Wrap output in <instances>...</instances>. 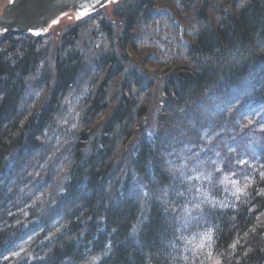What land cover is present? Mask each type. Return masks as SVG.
Returning a JSON list of instances; mask_svg holds the SVG:
<instances>
[{"label":"trees","instance_id":"16d2710c","mask_svg":"<svg viewBox=\"0 0 264 264\" xmlns=\"http://www.w3.org/2000/svg\"><path fill=\"white\" fill-rule=\"evenodd\" d=\"M156 2L122 8L121 51L134 47ZM176 6L197 24L178 47L184 62L165 79L153 134L139 132L150 84L125 72L103 22L111 48L88 66L76 25L54 52L53 74L41 70L40 37L0 41V264H264V0ZM84 81L68 100L77 121L60 125L63 99ZM140 133L129 160L117 163ZM228 166L240 192L219 196L213 183ZM205 176L209 197L225 205L202 214L201 249H186L193 227L185 232L176 214L188 180Z\"/></svg>","mask_w":264,"mask_h":264},{"label":"rangeland","instance_id":"374dc122","mask_svg":"<svg viewBox=\"0 0 264 264\" xmlns=\"http://www.w3.org/2000/svg\"><path fill=\"white\" fill-rule=\"evenodd\" d=\"M130 1L131 0H111L107 6L90 16L80 18L75 13H66L49 24L43 32V35L39 38L41 41V48L47 49V55L42 63L41 70L53 74L55 50L59 47L63 35L72 27L79 25L81 27V32L75 42V48L76 51L82 55L85 64L92 66L102 54L113 47L114 53L118 56H125V72L133 71L139 77L144 78L147 84H150V90L140 97L139 104L145 108L146 115L141 120L142 128L139 132L142 131L145 134H153L157 129L158 120L162 115L163 101L165 99L163 93L165 79L171 71L178 68L184 62L178 47L180 44L188 43L189 34L192 33L197 23L185 9H183V11L181 8V10L177 8L176 0H157L156 8L152 14V20L140 22V29L135 32L137 39L136 42L134 41V47L129 45L125 47L124 51H121L116 42L122 25L119 13ZM6 4L7 0H0V13ZM102 22L103 25H107L109 28L112 39L104 36L106 34L103 29H101ZM108 39L111 42V47L109 44L110 42L108 43L105 41ZM86 83L87 82L84 81V84H80L71 91L68 97L63 99L62 105L65 107H63V110L66 112L62 115L64 121L62 119L60 125H68L69 120L67 121V119L77 121V118L72 117L73 111L69 107L68 100L74 97L76 102V96L78 97L80 94H83L84 90H81V88L85 86ZM105 118L106 117L103 116L96 120L94 125L97 127L95 128L94 137L100 134L106 120ZM69 130L71 129L69 128L68 131ZM140 137L141 133L135 134V136L120 149L119 156L121 155L122 158L118 159L119 162L117 161V163H126L129 160ZM93 138L91 140H93ZM51 140V138L47 139L49 145ZM55 142L53 146L56 148L54 149L56 152L58 150L57 148L62 144V139H58ZM53 158L52 155L47 157L45 169L53 162ZM64 159L65 158H63V160ZM219 167L220 166L216 167L215 170L213 169L212 173L219 171ZM198 168L200 167H196L195 171H201V169L199 170ZM229 168L230 166H228L226 173H222L218 176L217 182L213 183L212 180L209 181L208 174V176L203 177L206 182L201 181V178L193 177V179H189L190 181L188 180L185 185L187 193H189L187 204L177 211L176 217L185 232L190 226L193 227H191L192 229L190 228L191 233L189 232V236L186 237V249H201V233H204V230L201 229L202 226L200 222L202 214L212 209L213 205L215 208H221L225 205V201L217 203L215 198H210L203 184L210 186L213 183L216 189L220 188L219 196L227 195L231 197L233 193L237 195L240 192L237 180L232 178V169ZM201 185L204 186V188H202ZM224 199L225 198H221V200ZM95 262L96 260L92 259L86 264H94Z\"/></svg>","mask_w":264,"mask_h":264},{"label":"water","instance_id":"95a60500","mask_svg":"<svg viewBox=\"0 0 264 264\" xmlns=\"http://www.w3.org/2000/svg\"><path fill=\"white\" fill-rule=\"evenodd\" d=\"M111 0H7L0 13V41L11 36L43 35L45 29L66 13L84 18L109 4Z\"/></svg>","mask_w":264,"mask_h":264}]
</instances>
